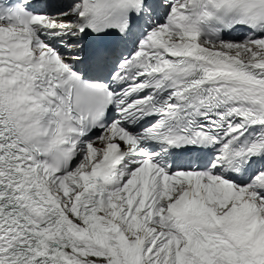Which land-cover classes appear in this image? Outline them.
I'll list each match as a JSON object with an SVG mask.
<instances>
[{"label":"snow or ice","instance_id":"6c2138e0","mask_svg":"<svg viewBox=\"0 0 264 264\" xmlns=\"http://www.w3.org/2000/svg\"><path fill=\"white\" fill-rule=\"evenodd\" d=\"M0 264H264V0H0Z\"/></svg>","mask_w":264,"mask_h":264}]
</instances>
